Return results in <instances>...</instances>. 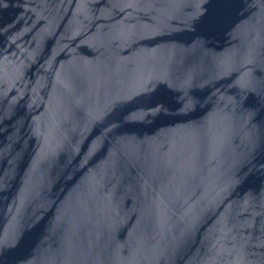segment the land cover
Instances as JSON below:
<instances>
[{"label":"water","instance_id":"water-1","mask_svg":"<svg viewBox=\"0 0 264 264\" xmlns=\"http://www.w3.org/2000/svg\"><path fill=\"white\" fill-rule=\"evenodd\" d=\"M0 264H264V0H0Z\"/></svg>","mask_w":264,"mask_h":264}]
</instances>
